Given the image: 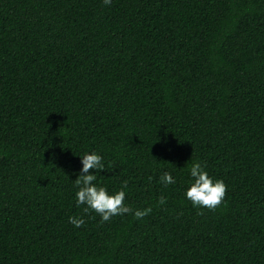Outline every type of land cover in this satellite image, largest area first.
Returning <instances> with one entry per match:
<instances>
[{"label":"trees","instance_id":"16d2710c","mask_svg":"<svg viewBox=\"0 0 264 264\" xmlns=\"http://www.w3.org/2000/svg\"><path fill=\"white\" fill-rule=\"evenodd\" d=\"M93 150L132 213L75 206ZM0 264H264V0H0Z\"/></svg>","mask_w":264,"mask_h":264},{"label":"clouds","instance_id":"9594fccd","mask_svg":"<svg viewBox=\"0 0 264 264\" xmlns=\"http://www.w3.org/2000/svg\"><path fill=\"white\" fill-rule=\"evenodd\" d=\"M105 5H111L112 0H103ZM82 167L78 178L75 180L77 191L75 192V206H83L84 212H95L101 217L102 222L109 221L112 217L132 213L133 209L125 203L128 187L125 181L117 191L110 192L106 186L97 183V171L105 166L104 157L96 152H85L80 158ZM190 176L188 187L184 192V198L191 202L193 207H207L215 209L225 198L227 185L222 179L214 178L207 171L206 163L194 162L188 168ZM160 182L165 186L175 185L176 178L171 172L165 171L160 177ZM166 202L165 197L159 198V203ZM152 211L151 208L135 210L134 216L141 219ZM69 223L75 228H81L85 219L78 216H70Z\"/></svg>","mask_w":264,"mask_h":264}]
</instances>
